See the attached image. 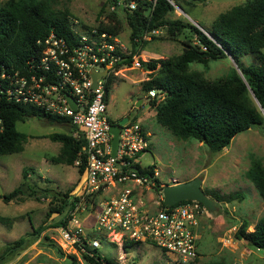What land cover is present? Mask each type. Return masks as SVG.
<instances>
[{
  "label": "trees",
  "instance_id": "16d2710c",
  "mask_svg": "<svg viewBox=\"0 0 264 264\" xmlns=\"http://www.w3.org/2000/svg\"><path fill=\"white\" fill-rule=\"evenodd\" d=\"M58 0H7L0 6V155L22 152L29 135L17 129V122L29 117L44 118L50 123H66L70 132H54L50 134L53 141L62 143L60 153L50 160L55 163L74 165L79 152L85 145L84 138H76L77 130L68 117L46 112L31 103L16 102L8 94L13 89V75L16 71L28 74L31 70V59L39 60L43 45L39 41L45 39L52 31L65 37L68 41L80 38V32L74 28L68 10L56 7ZM119 8L121 0H110ZM124 3L135 2L136 7L124 8L130 27V40L133 50L130 54H121L124 58L117 64H132L134 57L140 55V47L148 40L145 36L155 30L165 28L171 37L184 36L183 49L180 54L168 58L141 60L142 67L149 72L148 79L142 81L145 92L156 90V96H150L149 105L156 110L158 123L169 129L176 137L195 138L204 142L212 152H219L228 147L232 139L251 127L264 129V0H246L221 13L213 22L212 28L206 32L196 24L181 18H172L176 11L172 0H122ZM176 1V0H173ZM178 4V3H177ZM181 7V5H180ZM108 20H100L95 28L86 26L88 34L95 35L106 32L108 40L113 41L122 32V20L114 10L107 15ZM96 30V32H94ZM253 56L252 63L245 65L242 58ZM232 57L237 67L230 73L216 80L208 79L201 71L191 69L193 62L207 63L211 59ZM116 74L108 77L106 85V101ZM157 95H161L158 98ZM163 95V96H162ZM137 121V120H134ZM86 167V158L79 166V174ZM33 167L23 170L25 181L29 179ZM152 173V171H144ZM41 177V176H39ZM247 177L253 182L264 199V162L260 159L252 161ZM82 181L79 176L78 187ZM157 190H162L160 179H156ZM168 184V183H166ZM24 185V183H23ZM16 187L9 193H2L4 202L23 201L26 196L37 199L52 195V205L46 213L45 222L54 213L63 214L54 222V226H66L71 215L64 216L66 209L72 210L79 200L74 196L75 187L67 191L53 192L41 188L34 183ZM207 195L218 201H231L240 197V193L222 196L215 190L204 189ZM182 200L178 203L188 202ZM201 205L205 206L201 201ZM163 206L165 205L162 201ZM12 218L0 215V223L11 224ZM249 222H241L236 237L245 240L248 245L264 250V215L255 223L254 229H248ZM47 227L41 224L34 231L38 235ZM104 238V237H102ZM27 242L26 236L6 244L0 254V264L14 254L15 250ZM139 243L126 241L125 249ZM60 253H63L59 248ZM98 252V250H95ZM86 260L94 264H103L101 256L93 257L83 253ZM109 263L114 259L104 258ZM189 264H227L217 262H191Z\"/></svg>",
  "mask_w": 264,
  "mask_h": 264
},
{
  "label": "rangeland",
  "instance_id": "374dc122",
  "mask_svg": "<svg viewBox=\"0 0 264 264\" xmlns=\"http://www.w3.org/2000/svg\"><path fill=\"white\" fill-rule=\"evenodd\" d=\"M7 0H0V6ZM246 0H176V11L172 18H181L186 22L198 23L200 28L208 32L217 17L234 5ZM178 3V4H177ZM180 5L185 12L180 10ZM116 8L110 0H58L56 7L68 10L80 33L88 31L85 27L95 28L100 20L107 21V15L116 11L122 20L123 29L118 35V44L124 54L133 50L130 40V27L124 8L129 6L121 0ZM124 7V8H123ZM131 8V7H130ZM148 42L141 46V60L168 58L180 54L183 49L184 36L171 37L165 28L158 33L148 34ZM253 56L245 55L242 62L252 63ZM230 56L211 59L207 63L193 62L191 69L201 71L208 79L216 80L228 75L232 67H237ZM145 67L135 68L134 63L119 67L109 93L107 113L112 121L124 116L137 120L145 130L150 131V148L141 154V164L149 169H156L161 186L177 181H187L196 176L203 177L204 189L215 190L222 196L240 193L239 198L231 201H216L218 209L208 208L202 216L199 239L200 258L198 262L224 261L227 264H264V250L251 247L245 240L238 239L236 232L243 221H248V229L264 215V199L253 182L247 177L252 161L260 159L264 162V129L251 127L235 136L230 145L219 152H212L202 141L195 138L176 137L169 129L156 120V110L149 105L150 97L142 89V81L148 79L149 72ZM161 98V95H157ZM17 129L29 135L22 152L0 155V194L9 193L18 186L37 185L53 192H65L71 187H78L79 172L76 165L55 163L50 159L60 153L62 143L53 141L50 134L54 132H70L66 123H50L44 118L29 117L17 122ZM33 167L29 179L23 178V170ZM41 176V177H39ZM157 183V182H156ZM158 184H156L157 186ZM163 189V188H162ZM150 195L160 199V192L155 189ZM113 191L97 196V201L110 199ZM163 196V193H162ZM52 195L37 199L26 196L23 201L4 202L0 197V215L12 218L11 224L0 223V254L6 244L26 236V244L15 250L14 254L3 264H94L85 259L83 252L76 246L61 239L54 222L63 214L54 213L45 222L46 213L52 205ZM72 211V210H71ZM66 209L64 216L71 215ZM72 216V215H71ZM72 218V217H71ZM47 227L40 235L35 229L41 225ZM94 236L96 229L86 227ZM98 248L106 258L121 260L122 264H174L170 256L151 243H139L129 249L111 243L102 238ZM63 253H60V250ZM125 248V247H124ZM120 262V261H119Z\"/></svg>",
  "mask_w": 264,
  "mask_h": 264
},
{
  "label": "built area",
  "instance_id": "2783aa9c",
  "mask_svg": "<svg viewBox=\"0 0 264 264\" xmlns=\"http://www.w3.org/2000/svg\"><path fill=\"white\" fill-rule=\"evenodd\" d=\"M129 6L134 9L136 4L132 1ZM107 38L106 32H83L77 40L68 41L52 31L39 41L42 52L39 60L31 59L30 72L20 75L16 71L13 89H8L16 102L31 103L51 114L68 117L77 129L73 135L86 141L75 161L79 168L83 156L86 158L85 170L79 175L82 181L73 193L79 200L68 224L56 229L64 242L90 256H101L103 264L112 263L95 251L102 237L124 250L126 241L154 244L174 264L198 262L201 219L207 208L197 200L163 206V189L156 187L158 171L151 168L152 173H144L149 168L140 161L141 154L151 146L150 131L130 119L121 127L113 155L114 121L107 113L106 85L110 75H117V64L124 60L117 51L124 52L117 45V37L113 41ZM133 63L135 68L142 67L138 57ZM92 70L107 71L98 78L96 87ZM156 94V90L148 92L149 97ZM153 189L160 192V199L155 201L153 196L152 202L146 194H154ZM109 191L114 192L110 199L97 201L98 195ZM86 227L96 229L94 236ZM119 259L114 264H122Z\"/></svg>",
  "mask_w": 264,
  "mask_h": 264
},
{
  "label": "water",
  "instance_id": "95a60500",
  "mask_svg": "<svg viewBox=\"0 0 264 264\" xmlns=\"http://www.w3.org/2000/svg\"><path fill=\"white\" fill-rule=\"evenodd\" d=\"M182 12H185L182 7H180ZM197 26L200 27L198 23H195ZM236 64V63H235ZM237 66V64H236ZM107 71L104 72H97L92 70V76L94 79L93 86L96 87L98 84V78L106 75ZM71 105L76 108V102L72 97L69 98ZM130 120V116H124L118 122L112 124L111 132L114 134L113 138V155L116 154V150L118 147L119 142V134L121 131L122 125ZM203 177L196 176L195 178L187 181H177L172 184H166L163 187V197L164 203L166 205H173L182 200H197L201 201L210 211H216L218 207L216 206V201L212 197L206 194L203 186ZM3 191H1V194Z\"/></svg>",
  "mask_w": 264,
  "mask_h": 264
},
{
  "label": "flooded vegetation",
  "instance_id": "af4514ba",
  "mask_svg": "<svg viewBox=\"0 0 264 264\" xmlns=\"http://www.w3.org/2000/svg\"><path fill=\"white\" fill-rule=\"evenodd\" d=\"M123 117L119 118L117 121H114V123L118 122L119 120H121ZM172 184V183H171Z\"/></svg>",
  "mask_w": 264,
  "mask_h": 264
},
{
  "label": "crops",
  "instance_id": "0c3cea01",
  "mask_svg": "<svg viewBox=\"0 0 264 264\" xmlns=\"http://www.w3.org/2000/svg\"><path fill=\"white\" fill-rule=\"evenodd\" d=\"M147 72H149V71H147ZM254 226H255V225H254ZM253 229H254V227H253ZM253 229H252V230H253ZM263 257H264V255H263Z\"/></svg>",
  "mask_w": 264,
  "mask_h": 264
},
{
  "label": "clouds",
  "instance_id": "9594fccd",
  "mask_svg": "<svg viewBox=\"0 0 264 264\" xmlns=\"http://www.w3.org/2000/svg\"><path fill=\"white\" fill-rule=\"evenodd\" d=\"M148 94V93H147ZM149 97V96H148ZM207 208V207H206Z\"/></svg>",
  "mask_w": 264,
  "mask_h": 264
}]
</instances>
